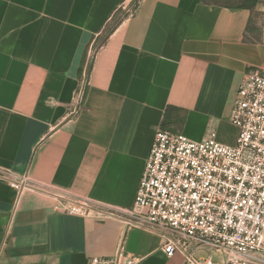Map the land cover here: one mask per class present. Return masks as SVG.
Here are the masks:
<instances>
[{
    "label": "crops",
    "instance_id": "obj_1",
    "mask_svg": "<svg viewBox=\"0 0 264 264\" xmlns=\"http://www.w3.org/2000/svg\"><path fill=\"white\" fill-rule=\"evenodd\" d=\"M245 1L0 0V169L130 208L157 129L235 145L238 86L264 70V0ZM16 199L0 181V264H88L120 242L135 264H184L159 235Z\"/></svg>",
    "mask_w": 264,
    "mask_h": 264
},
{
    "label": "built area",
    "instance_id": "obj_2",
    "mask_svg": "<svg viewBox=\"0 0 264 264\" xmlns=\"http://www.w3.org/2000/svg\"><path fill=\"white\" fill-rule=\"evenodd\" d=\"M230 122L237 130L233 146L217 142L212 128L200 141L157 129L130 208L48 194L27 174L0 169V181L16 191L13 213L23 192L36 191L50 195L57 212L159 235L165 256L178 254L184 264H264V70L244 74ZM135 262L120 242L113 256L88 264Z\"/></svg>",
    "mask_w": 264,
    "mask_h": 264
},
{
    "label": "trees",
    "instance_id": "obj_3",
    "mask_svg": "<svg viewBox=\"0 0 264 264\" xmlns=\"http://www.w3.org/2000/svg\"><path fill=\"white\" fill-rule=\"evenodd\" d=\"M254 1L255 0H246L245 3L243 5H239L238 8L251 9L254 5ZM121 16L123 17V13L118 12L117 16L113 19V22L111 24L112 26L110 25V27L107 28L106 34L104 35V38L101 39V41L97 45V47H99L104 42L105 37H107L109 35V33H111V31L113 30V27H115L121 21V19H122Z\"/></svg>",
    "mask_w": 264,
    "mask_h": 264
},
{
    "label": "rangeland",
    "instance_id": "obj_4",
    "mask_svg": "<svg viewBox=\"0 0 264 264\" xmlns=\"http://www.w3.org/2000/svg\"><path fill=\"white\" fill-rule=\"evenodd\" d=\"M258 14H259V13H258ZM260 14H262V15H263V13H262L261 11H260ZM257 18H258V20H259V21H261V18H262V16H259V15H258V17H257Z\"/></svg>",
    "mask_w": 264,
    "mask_h": 264
}]
</instances>
